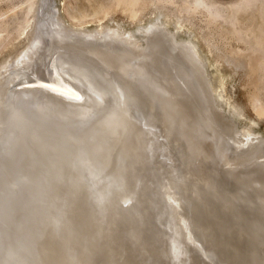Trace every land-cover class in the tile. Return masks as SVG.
<instances>
[{
  "label": "bare ground",
  "instance_id": "6f19581e",
  "mask_svg": "<svg viewBox=\"0 0 264 264\" xmlns=\"http://www.w3.org/2000/svg\"><path fill=\"white\" fill-rule=\"evenodd\" d=\"M164 20L28 5L0 61V264H264V137Z\"/></svg>",
  "mask_w": 264,
  "mask_h": 264
},
{
  "label": "rangeland",
  "instance_id": "374dc122",
  "mask_svg": "<svg viewBox=\"0 0 264 264\" xmlns=\"http://www.w3.org/2000/svg\"><path fill=\"white\" fill-rule=\"evenodd\" d=\"M31 1L0 0V23L9 29L0 39V61L14 44L18 46ZM246 1L56 0V5L68 22L89 29L117 24L136 29L159 15L177 40L190 44L193 39L199 46L218 89V95L212 92L219 99L216 106L222 105L228 115L236 116L239 135L249 129L264 137V0L251 2L250 6ZM247 217L244 215L242 220L244 228L249 226Z\"/></svg>",
  "mask_w": 264,
  "mask_h": 264
}]
</instances>
